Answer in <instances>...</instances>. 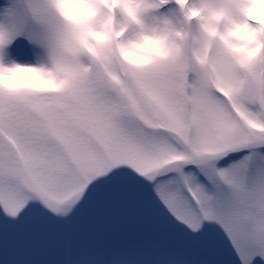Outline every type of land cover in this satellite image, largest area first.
Listing matches in <instances>:
<instances>
[{"label": "snow or ice", "instance_id": "1", "mask_svg": "<svg viewBox=\"0 0 264 264\" xmlns=\"http://www.w3.org/2000/svg\"><path fill=\"white\" fill-rule=\"evenodd\" d=\"M84 2L102 41L64 0L4 6L0 67L29 48L57 87L0 88V264H264V53L205 23L249 0Z\"/></svg>", "mask_w": 264, "mask_h": 264}, {"label": "clouds", "instance_id": "2", "mask_svg": "<svg viewBox=\"0 0 264 264\" xmlns=\"http://www.w3.org/2000/svg\"><path fill=\"white\" fill-rule=\"evenodd\" d=\"M199 4L200 0H193ZM183 7V5H181ZM68 15L83 31L85 39L96 42L103 40V35L93 37L97 10L84 0H64ZM201 11L196 10L190 19L199 23ZM236 20H217L216 27L207 20L210 34L235 56L258 58L264 53V0H249L241 11L235 13ZM243 20L244 22H240ZM163 41L149 38L143 43L133 45L125 52V59L133 65L147 64L154 58L164 55ZM48 61L36 60L31 66H21L15 59H5L0 67V88L18 91H49L57 87L54 75H48Z\"/></svg>", "mask_w": 264, "mask_h": 264}, {"label": "rangeland", "instance_id": "3", "mask_svg": "<svg viewBox=\"0 0 264 264\" xmlns=\"http://www.w3.org/2000/svg\"><path fill=\"white\" fill-rule=\"evenodd\" d=\"M8 3V0H0V19L3 18L4 6ZM11 59H17V57H12ZM20 61H30L35 62L38 57L33 54V51L29 48L24 49V51L18 57Z\"/></svg>", "mask_w": 264, "mask_h": 264}, {"label": "bare ground", "instance_id": "4", "mask_svg": "<svg viewBox=\"0 0 264 264\" xmlns=\"http://www.w3.org/2000/svg\"><path fill=\"white\" fill-rule=\"evenodd\" d=\"M4 18V17H3ZM3 18L2 19H0V20H3ZM11 59V58H10Z\"/></svg>", "mask_w": 264, "mask_h": 264}]
</instances>
